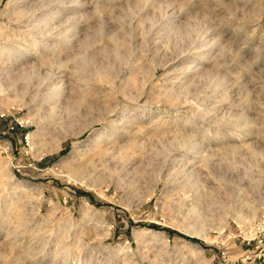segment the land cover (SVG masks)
Segmentation results:
<instances>
[{
  "label": "rangeland",
  "instance_id": "rangeland-1",
  "mask_svg": "<svg viewBox=\"0 0 264 264\" xmlns=\"http://www.w3.org/2000/svg\"><path fill=\"white\" fill-rule=\"evenodd\" d=\"M264 0H0V264H264Z\"/></svg>",
  "mask_w": 264,
  "mask_h": 264
},
{
  "label": "built area",
  "instance_id": "built-area-1",
  "mask_svg": "<svg viewBox=\"0 0 264 264\" xmlns=\"http://www.w3.org/2000/svg\"><path fill=\"white\" fill-rule=\"evenodd\" d=\"M262 237L264 238V231H263V233H262Z\"/></svg>",
  "mask_w": 264,
  "mask_h": 264
}]
</instances>
